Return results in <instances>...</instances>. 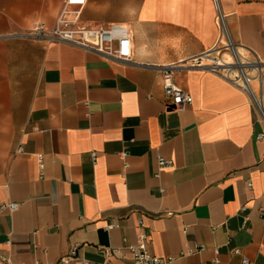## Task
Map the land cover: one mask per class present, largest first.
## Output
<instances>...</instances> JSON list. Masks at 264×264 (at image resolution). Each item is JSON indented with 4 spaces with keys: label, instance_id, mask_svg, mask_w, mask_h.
I'll return each mask as SVG.
<instances>
[{
    "label": "crops",
    "instance_id": "obj_1",
    "mask_svg": "<svg viewBox=\"0 0 264 264\" xmlns=\"http://www.w3.org/2000/svg\"><path fill=\"white\" fill-rule=\"evenodd\" d=\"M62 1L0 0V252L11 264H59L69 248L68 264H134L144 240L171 264H264L262 126L247 93L203 66L218 15L264 63V0H86L78 24H125L130 62L3 37L53 26ZM169 64L192 97L183 109L164 106ZM261 92L264 106V77Z\"/></svg>",
    "mask_w": 264,
    "mask_h": 264
},
{
    "label": "built area",
    "instance_id": "obj_2",
    "mask_svg": "<svg viewBox=\"0 0 264 264\" xmlns=\"http://www.w3.org/2000/svg\"><path fill=\"white\" fill-rule=\"evenodd\" d=\"M214 1L216 2V0ZM85 3L86 0H63L53 26L45 27L39 22L27 30L15 31L6 34L3 37L67 43L85 51L97 53L105 58L119 62H130L132 59V42L129 28L123 23H110L95 27L80 26L78 21ZM217 21H219L220 24V35H223V24L220 15L217 16ZM203 66L212 71H218V66L216 64H203ZM253 68L256 69L253 70ZM160 69L163 93L165 95V108L169 110L183 109L190 105L192 102L191 95L174 81V75L179 71L178 66L169 64L161 66ZM250 69L254 74L251 75L252 78L250 82L247 80L245 84L239 83L238 78L231 76L225 69L226 72L221 74L231 80L234 84L240 86L247 93L255 120L262 126V130L256 134L255 138L257 140H264V106L263 94L261 92V82L264 77V63L258 62L253 64ZM253 82H256L255 87L253 86ZM18 150L22 151V148L19 147ZM126 154L125 151L119 152V156L123 159ZM37 157L39 159V167L42 169L43 165L40 161L41 155L38 154ZM171 164L172 162L170 160L161 157L158 158L159 168L169 167ZM247 186H250V182H247ZM5 206L10 210H14L17 207V204L10 202L5 204ZM242 209H244L243 206H241L240 210ZM141 238H143V236ZM6 243H8V241ZM130 251L132 253L134 264H171L174 260L173 256L159 257L150 253L145 247L144 240H141L135 246H131ZM110 253L109 250H106L107 255ZM234 253H238V250L235 249ZM73 262H79L75 248H69V250H67V252L58 260L59 264ZM216 263L217 259L214 260L213 264ZM0 264H11L8 257L1 252ZM85 264L104 263L86 262ZM240 264H251V262L248 258L242 256Z\"/></svg>",
    "mask_w": 264,
    "mask_h": 264
},
{
    "label": "bare ground",
    "instance_id": "obj_3",
    "mask_svg": "<svg viewBox=\"0 0 264 264\" xmlns=\"http://www.w3.org/2000/svg\"><path fill=\"white\" fill-rule=\"evenodd\" d=\"M226 28L222 26V33L223 35L219 38V43L222 44V46H229V51H226L223 53V56L216 59L214 64L217 66H223L227 71H229V74L232 76H235V78H238V82L241 84H245L247 80H251L252 76L250 77L248 75L246 64L243 62L242 59V50L239 47L232 46L231 43L228 42V36L226 33ZM233 66L236 67V70L233 69ZM256 68H253V70Z\"/></svg>",
    "mask_w": 264,
    "mask_h": 264
},
{
    "label": "rangeland",
    "instance_id": "obj_4",
    "mask_svg": "<svg viewBox=\"0 0 264 264\" xmlns=\"http://www.w3.org/2000/svg\"><path fill=\"white\" fill-rule=\"evenodd\" d=\"M221 34V31L219 33V36ZM228 36V35H227ZM228 42L229 43H232L231 45L232 46H235L234 43L232 42V40H229V37H228ZM230 47L229 46H222L221 43H219V40L216 42L215 46L211 49V50H208L204 56H203V61H204V64L206 65H214V62L216 61L217 58L223 56V53L226 52V51H229ZM242 59H243V62L246 64V69H247V72H248V75L251 77L252 74H254V72L250 69V67L253 65V64H256L258 63V61H256L255 59H253L252 57L248 56V55H242ZM225 67L223 66H218L217 70L220 72V73H225L226 71L224 70ZM233 69L236 70V67L233 66ZM229 73V71H227ZM250 72V73H249ZM231 75V74H230ZM232 76V75H231ZM253 86L255 87L256 86V82H253Z\"/></svg>",
    "mask_w": 264,
    "mask_h": 264
}]
</instances>
